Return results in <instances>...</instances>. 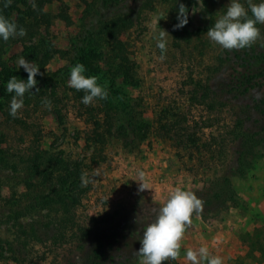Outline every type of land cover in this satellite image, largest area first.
Masks as SVG:
<instances>
[{
    "label": "rangeland",
    "instance_id": "obj_1",
    "mask_svg": "<svg viewBox=\"0 0 264 264\" xmlns=\"http://www.w3.org/2000/svg\"><path fill=\"white\" fill-rule=\"evenodd\" d=\"M178 1L154 0V9L144 10L140 22L122 35L128 42L129 58L135 63L139 81L137 86L124 87L134 108L133 114L139 119V128L128 129L129 134L123 136V140L105 135L102 143L85 141V137L91 134V126L82 116L84 109L67 90L70 71L63 76L62 85L56 84L50 97L45 95L30 102L23 98L24 107L16 118L10 115V102L14 95L7 91L10 79L2 81L0 75V155L10 160L7 169L0 168L4 196L12 190L20 193L28 187L46 191L48 179L55 177L51 167L54 164L66 165L79 176L80 204L76 211L79 219L87 214L124 206L133 209L139 220L150 221L157 218L158 204L163 205L176 188L195 193L206 187L215 174H230L228 166L219 164L215 153L200 144L199 149L181 145L157 128L160 117L164 115L168 119L179 118L200 141H208L209 131L215 127L201 128L202 122L210 116L215 125H221L228 118L226 112L208 115L192 104L188 100L185 83L190 76L204 77L207 67L216 63L223 48L210 41L207 31L226 13L231 0H217L213 12L202 0H194L187 8L188 23L185 25L190 41H182L180 46L174 44L172 31L173 19L176 20L179 14ZM90 2L51 0L44 4L41 14L43 28L47 29L56 49L68 48L69 38L76 33L82 11ZM59 11L68 14V23L57 15ZM156 19H160L159 25H153ZM159 27L169 34L164 59L160 58L161 51L155 39L161 30ZM21 57L32 62L19 43L6 48L4 59L8 65L14 71L26 72L23 67H18ZM66 63L67 59L56 53L42 67L41 73L48 75ZM6 94L9 95L3 97ZM45 98L51 101L50 109L42 103ZM53 109H59L63 114L62 123L58 122ZM35 151L50 156L51 163L44 161L39 164V169L32 170L26 160ZM97 169L99 176L94 177ZM85 172L91 182L82 186L81 176ZM141 172L149 185V189L143 191H140L138 182ZM230 175L235 191L244 200L243 206L231 208L220 219L202 220L197 216L191 227L200 220L209 225L212 232L210 241H204L203 245L213 255L220 256L223 264H264V156L253 163L245 176ZM29 221L27 217L20 222ZM17 226H3L0 238L12 239ZM199 246L191 248L199 249ZM188 248L184 240L180 258L164 264H190L185 260ZM59 252L58 256L52 257L45 246L38 244L29 246L20 254L13 251V247L3 248L0 264H64L67 258L70 259L68 251Z\"/></svg>",
    "mask_w": 264,
    "mask_h": 264
},
{
    "label": "trees",
    "instance_id": "obj_2",
    "mask_svg": "<svg viewBox=\"0 0 264 264\" xmlns=\"http://www.w3.org/2000/svg\"><path fill=\"white\" fill-rule=\"evenodd\" d=\"M50 1L12 0L9 7H4L6 0H0V14L27 31L24 37L17 36L8 41L0 38L1 80L13 76L24 81L28 79L27 72L14 71L4 59L6 48L15 43L23 47L24 54L40 67V72L56 53L67 59L66 65L57 71L45 76L37 75L40 91L26 93L24 99L28 102L45 95L50 97L56 84L62 85V78L71 67L82 63L86 68L85 75L97 76L98 83L109 92L106 100L97 99L92 105H85L82 103L83 91L67 88L78 106L84 109L82 116L91 126V134L85 137V141L102 143L105 135L123 140V136L129 134L128 129L139 128V119L133 114L134 108L124 87L137 86L139 81L135 63L129 58L128 42L122 35L140 22L144 10L154 9V0H91L83 9L78 29L64 50L53 46L47 29L43 28V6ZM193 1L179 0L178 3L187 9ZM216 1L202 0V3L213 12ZM241 2L247 7L246 0ZM254 2L260 3L259 0ZM57 15L64 22H69L66 12L59 11ZM173 21L174 26L179 23L178 19ZM257 27L261 29L263 40L259 39L242 50L222 49L216 63L207 67L204 77L190 76L185 83L188 100L192 104L208 115L222 112L228 115L221 125H215L210 116L202 122L201 128L215 127L210 129L208 141H200L179 118L168 119L164 115L157 127L181 145L199 149L200 144L215 153L219 164L228 166L230 174L238 176H245L253 163L264 156V25L258 24ZM172 31L177 46L182 41H190V33L185 26L180 29L173 27ZM32 91L35 93L36 89ZM258 94L260 99H257ZM53 113L62 123L61 111L53 109ZM44 161L51 163L50 156L36 151L26 160L32 170L39 169V164ZM9 164L10 160L0 155V168L7 169ZM51 168L55 177L48 179L46 191L28 187L30 192L28 189L20 193L12 190L4 196L0 183V230L9 224L18 225L12 239L0 238V255L3 248L13 247V251L20 254L29 246L38 244L45 246L52 257L58 256L59 251H68L71 257L64 264H137L144 229L156 218L139 220L133 209L120 206L79 219L76 215L80 204L78 172L75 174L60 164ZM228 174H215L206 187L195 192L203 201V211L193 216V223L197 216L202 220L220 219L231 208L243 206L244 200L235 191ZM27 217L30 221L22 224L20 221Z\"/></svg>",
    "mask_w": 264,
    "mask_h": 264
},
{
    "label": "clouds",
    "instance_id": "obj_3",
    "mask_svg": "<svg viewBox=\"0 0 264 264\" xmlns=\"http://www.w3.org/2000/svg\"><path fill=\"white\" fill-rule=\"evenodd\" d=\"M11 3L12 0H6L4 7H9ZM246 4L247 7L241 0H231L226 13L207 31L210 41L226 50H242L251 47L261 38V29L257 25H264V2L246 0ZM32 6L33 9L36 8L34 3ZM177 19L179 23L174 29L183 28L188 23L187 9L183 4L179 6ZM159 20H153V25H159ZM26 35V29L0 14V38L8 41L10 38ZM168 36V32L163 29L155 36L157 47L161 51V59L165 58L167 52ZM17 64L28 73V79L24 81L13 76L7 83V91L14 93L10 102V115L13 118H16L17 113L24 107L23 98L26 93H39L36 77L38 74L43 75L35 62H29L24 57H21ZM85 72L84 64L78 63L73 66L70 70L69 87L85 93L82 98L85 105H92L97 99L106 100L109 97L106 87L98 83L97 76H86ZM34 88L35 93L32 91ZM260 98L258 94L257 99ZM42 103L49 109L52 106L51 101L46 98ZM96 176H99V169L94 177ZM139 177L140 191L149 189L145 174L141 172ZM81 181L82 186H87L91 182L86 172L82 173ZM202 211L203 201L194 192L176 188L159 208L156 220L144 229L142 247L137 252L140 264H164L168 260H178L187 229L193 223V216ZM185 260L190 264H223L222 258L213 255L207 246H201L199 249L188 248Z\"/></svg>",
    "mask_w": 264,
    "mask_h": 264
},
{
    "label": "crops",
    "instance_id": "obj_4",
    "mask_svg": "<svg viewBox=\"0 0 264 264\" xmlns=\"http://www.w3.org/2000/svg\"><path fill=\"white\" fill-rule=\"evenodd\" d=\"M211 231L209 230V225L200 220L197 221L190 229L187 230L185 241L186 245L191 247H195V245L204 246V241H210ZM217 240H220L216 237ZM199 246V247H200Z\"/></svg>",
    "mask_w": 264,
    "mask_h": 264
}]
</instances>
